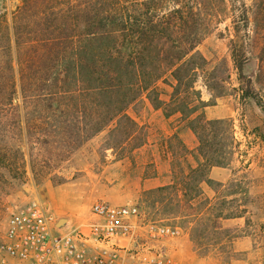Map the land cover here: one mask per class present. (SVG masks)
<instances>
[{"label": "rangeland", "instance_id": "obj_1", "mask_svg": "<svg viewBox=\"0 0 264 264\" xmlns=\"http://www.w3.org/2000/svg\"><path fill=\"white\" fill-rule=\"evenodd\" d=\"M19 4L0 0V15L10 21ZM215 7L220 18L197 46L205 64L196 92L173 97L176 81L166 72L155 92L125 109L133 125L117 116L94 134L93 116L75 110L8 107L1 94L8 56L0 50V241L11 212L35 196L63 232L83 227L96 200L133 201L150 219L184 230L179 257L191 264H264V0ZM235 22L242 72L232 56ZM15 101L22 102L19 86ZM213 168L222 180L211 177Z\"/></svg>", "mask_w": 264, "mask_h": 264}, {"label": "trees", "instance_id": "obj_2", "mask_svg": "<svg viewBox=\"0 0 264 264\" xmlns=\"http://www.w3.org/2000/svg\"><path fill=\"white\" fill-rule=\"evenodd\" d=\"M225 1L20 0L10 21L0 15V50L8 56L1 94L20 112L63 108L93 116L90 134L117 116L133 125L125 109L143 91L155 92L154 83L166 72L176 81L173 97L196 92L195 77L205 64L197 46L220 18L216 3ZM243 16L249 23L245 11ZM234 27L232 56L242 72L240 26ZM18 86L21 103L15 101ZM214 137V148L222 150L221 138Z\"/></svg>", "mask_w": 264, "mask_h": 264}, {"label": "built area", "instance_id": "obj_3", "mask_svg": "<svg viewBox=\"0 0 264 264\" xmlns=\"http://www.w3.org/2000/svg\"><path fill=\"white\" fill-rule=\"evenodd\" d=\"M82 226L58 231L35 196L9 215L0 264H191L174 252L184 230L150 219L136 202L96 200Z\"/></svg>", "mask_w": 264, "mask_h": 264}, {"label": "crops", "instance_id": "obj_4", "mask_svg": "<svg viewBox=\"0 0 264 264\" xmlns=\"http://www.w3.org/2000/svg\"><path fill=\"white\" fill-rule=\"evenodd\" d=\"M218 170H216L215 168H213L211 170V177H214L216 179H219V180H222L223 178L221 176H217L218 174ZM184 237L185 236H182L175 244H174V252L179 255V256H182V257H186L185 254H186V246L184 245Z\"/></svg>", "mask_w": 264, "mask_h": 264}]
</instances>
